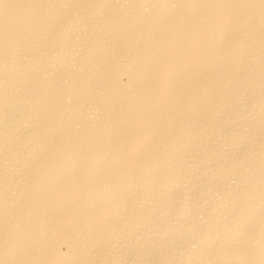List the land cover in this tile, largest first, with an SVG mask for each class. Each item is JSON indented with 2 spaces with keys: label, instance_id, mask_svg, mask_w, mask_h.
Wrapping results in <instances>:
<instances>
[{
  "label": "bare ground",
  "instance_id": "6f19581e",
  "mask_svg": "<svg viewBox=\"0 0 264 264\" xmlns=\"http://www.w3.org/2000/svg\"><path fill=\"white\" fill-rule=\"evenodd\" d=\"M0 264H264V0H0Z\"/></svg>",
  "mask_w": 264,
  "mask_h": 264
}]
</instances>
